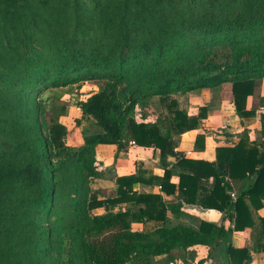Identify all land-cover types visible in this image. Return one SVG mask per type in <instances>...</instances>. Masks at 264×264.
Wrapping results in <instances>:
<instances>
[{"label": "trees", "instance_id": "1", "mask_svg": "<svg viewBox=\"0 0 264 264\" xmlns=\"http://www.w3.org/2000/svg\"><path fill=\"white\" fill-rule=\"evenodd\" d=\"M263 78L264 0H0V264H248L251 251L264 259V217H253L264 202V148L244 129L214 161L185 158L176 137L196 129L205 108L188 115L171 98L230 83L244 124ZM85 82L99 86L78 104L93 128L73 146L59 121L65 107L56 112L43 95ZM152 97L166 111L154 122L145 117ZM258 103L264 138V96ZM203 140L197 135L195 147ZM130 142L158 149L163 175L112 174L115 195L101 197L97 147L120 152ZM168 156L176 158L169 169ZM143 181L159 192H137ZM231 183H240L234 199ZM176 190L185 203L224 212L230 225L171 222L181 203L162 194ZM130 202L150 229L133 231L127 211L112 210ZM99 207L105 212L93 213ZM256 226L262 242L232 244L233 232ZM195 246L208 248L196 262Z\"/></svg>", "mask_w": 264, "mask_h": 264}, {"label": "crops", "instance_id": "2", "mask_svg": "<svg viewBox=\"0 0 264 264\" xmlns=\"http://www.w3.org/2000/svg\"><path fill=\"white\" fill-rule=\"evenodd\" d=\"M260 82L261 83L257 81L253 94L248 96L245 102L247 109H253L255 111V116L245 119L244 124L241 123V120L235 113L232 104L230 83H223L214 88L193 90L186 94L178 93L172 95L171 98L175 99L179 108L185 109L188 115H197L200 107L205 108V118L200 121L202 124L201 127L199 125L196 129L188 130L182 133L179 138H176L178 139V144L175 150L182 152L185 158L202 159L211 162L216 158V148L219 146H232L238 142L239 136L244 129L248 130V137L251 141L255 142L259 147L264 148V138L260 135V115L263 109L258 103L259 97L264 96V78L261 79ZM150 107L151 111L150 116H148V121L154 122L158 117L166 113L165 107L162 106L158 97L151 98ZM137 120H141L139 116ZM256 122L259 123L257 125V132L254 129V124ZM202 127L205 128L204 132L200 129ZM216 128L220 131H217ZM161 129L163 130L162 127ZM253 129L254 131H252ZM199 134L204 136L203 148L195 147V140ZM106 156L110 157V162L106 164H111L113 169L111 174H116V176L135 174L138 172L144 179L148 180L153 176H162L164 173V167L161 165L160 161V152L158 149L152 147L129 144L125 150L117 152L115 145H99L96 152L97 163L100 157L102 159ZM166 161L169 163V167L166 166L167 169H169L170 165L176 161V158L174 156H168ZM169 181L176 185L178 183L177 173L173 172ZM209 182H211V180ZM231 185L233 190L227 191L229 195L230 192H237L240 183H237V185L231 183ZM134 189L139 193L159 192V186L149 181L136 183ZM201 192L200 190L197 192V197L203 195ZM162 196L167 202L181 203L180 211L182 214H180V216L175 217L171 213H168V217L173 223H184L186 225L196 226L197 222L195 221L199 222L203 220L218 225L224 223L227 227L230 225V222L226 218L223 220L224 212L212 208H202L198 204L185 203L180 198L178 190H176L174 194H162ZM253 217L255 220H258L259 217H264V202L261 208L253 211ZM147 224L148 227H150L153 222H147ZM259 231L260 229L257 228V226L254 229L246 228L240 232L235 231L232 234V244L235 247L250 246L259 241L258 238L262 242V236L259 235ZM252 234H256L258 237L256 236L254 241L249 242V235ZM192 249L196 251L201 250L203 252L200 259L207 256L208 248L205 246H195ZM251 255V260L248 264H264L262 252L251 251Z\"/></svg>", "mask_w": 264, "mask_h": 264}, {"label": "rangeland", "instance_id": "3", "mask_svg": "<svg viewBox=\"0 0 264 264\" xmlns=\"http://www.w3.org/2000/svg\"><path fill=\"white\" fill-rule=\"evenodd\" d=\"M258 80H256L257 82ZM259 83H261L259 81ZM261 85V84H260ZM98 84L93 83V82H86V83H81V84H76V85H70L66 86L64 88H59V89H52L48 90L47 92L44 93L43 98L47 100L49 106L56 108V112L59 110L58 108L61 106L65 107V112L64 114L59 116V121L63 123L68 129L69 133L66 138V141L68 144L77 146L80 144L82 141V131L88 127L89 129H92V119L91 118H82L81 110L78 107V104L81 103L82 101H85L91 94L96 92L98 90ZM259 97V96H258ZM254 98V97H253ZM260 98V97H259ZM150 111L151 107L146 110V120H148V116H150ZM139 114H137L138 118ZM259 116V115H258ZM80 119V123H77V121ZM259 123L256 122L254 124V129L257 132V125ZM201 127V123H199ZM199 127V126H198ZM205 130V128H200ZM217 129V128H216ZM254 129L252 131H254ZM217 131H220L217 129ZM177 138V137H176ZM109 156H106L105 158L101 157L98 160L97 166L100 168L102 171H104L103 174L105 176H102L100 179L96 180V186L101 190V197H113L115 195V189H114V181L110 179V175L113 172V169L111 167V164H106L107 162L109 163ZM107 165V166H106ZM107 175V176H106ZM116 175V174H115ZM140 206L138 204H133L132 202L127 203V204H120L118 206H115L112 208V210L116 211L118 209H122L123 211H127V215L125 216V221L129 225L130 229L133 231H138V230H148L150 227H148V224L146 221H140L139 220V214H138V208ZM105 208L99 207L93 210V213H103L105 212ZM255 219V218H254ZM196 225L198 224V221ZM193 223V221H192ZM191 223V224H192ZM148 227V228H147ZM256 234L249 235V242L254 241V238L256 237ZM196 252V258L195 262L198 261L202 255L203 252L201 250H195ZM177 256V253L175 254ZM154 264H171L168 263L166 258H155ZM174 264H182L180 259H177ZM209 264V263H208Z\"/></svg>", "mask_w": 264, "mask_h": 264}, {"label": "built area", "instance_id": "4", "mask_svg": "<svg viewBox=\"0 0 264 264\" xmlns=\"http://www.w3.org/2000/svg\"><path fill=\"white\" fill-rule=\"evenodd\" d=\"M130 144H133V143L130 142ZM230 196L234 199L235 198V193L234 192H230Z\"/></svg>", "mask_w": 264, "mask_h": 264}]
</instances>
